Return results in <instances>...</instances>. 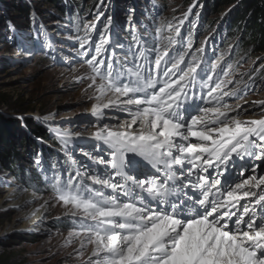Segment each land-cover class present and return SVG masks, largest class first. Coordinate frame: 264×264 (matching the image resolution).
<instances>
[{
	"label": "snow or ice",
	"instance_id": "snow-or-ice-1",
	"mask_svg": "<svg viewBox=\"0 0 264 264\" xmlns=\"http://www.w3.org/2000/svg\"><path fill=\"white\" fill-rule=\"evenodd\" d=\"M112 26L107 17L98 42L95 24L77 39L82 56L93 53L85 61L93 115L114 108L129 119L93 133L102 144L90 159L103 168L54 176L52 198L80 217L65 246L77 241L83 264H264V117L241 119L248 109L225 99L243 81L226 91L224 54L209 63L207 41L193 51L173 23L157 28L151 49L137 39L139 62L128 67L114 59L124 45Z\"/></svg>",
	"mask_w": 264,
	"mask_h": 264
},
{
	"label": "rangeland",
	"instance_id": "rangeland-1",
	"mask_svg": "<svg viewBox=\"0 0 264 264\" xmlns=\"http://www.w3.org/2000/svg\"><path fill=\"white\" fill-rule=\"evenodd\" d=\"M72 1H78L82 4L87 1L86 3L89 2L88 5L91 6L92 10H94L95 5H99L97 6L98 9L91 12L78 27L80 33L84 35L85 27L95 24L96 31L91 33V37L97 42L98 33L103 30L106 18L112 16L115 6L106 5V0H95V5L91 3L93 0ZM157 1L163 2L165 11L163 14L162 11L156 10L155 17H159L161 21L169 19L163 25L173 23L179 26V20L185 19L189 9L196 7L194 10L199 11L201 8V3L197 2L187 7L183 0H149L148 9L153 11L152 8ZM135 3V10L128 14L131 19L129 28L132 27L133 31L141 33L139 22H142L144 17L140 11L136 12V8L141 9L142 0H136ZM27 9L25 14L24 11ZM55 9L48 0H0V94L9 98L15 106L16 104L17 107L21 105L19 109L28 110L27 112L9 111L10 116L19 120L30 118L51 132L56 126L59 127L57 130L61 129L63 132H68V135L63 137L54 131L60 144L63 143V149L58 152L61 156L66 157V154H69L66 147L71 146L76 138H91L93 133L103 125L108 124L112 127L118 123L117 117L119 122H123L129 119V116L127 112L118 111L114 108L105 110V117L99 119L100 121L93 116L92 109L97 103L95 99L97 94L94 93V88L88 87L91 82L88 79L90 69L85 63L90 56L84 57L80 54L84 49H80L79 42L74 36V26L69 22L72 30L67 28L63 23L64 20L65 23L68 22L67 16L61 15ZM229 9L222 11L218 20ZM238 9L239 7L233 8V11L235 10L233 14L231 13L233 20ZM98 13L103 14L97 19ZM27 14H30V21L32 20L30 29L15 27L13 21L26 22L29 19ZM80 16V12L77 13V19ZM144 25L146 27L145 39L149 35L152 37L159 36L156 30L162 25L161 22L146 21ZM210 28L212 29L207 34L199 36L200 38L193 45V51L196 47L201 46L204 41H207L206 44H203L208 50V52L205 50L206 55L211 54L209 58L217 59L220 56L217 53V47L220 44L212 41L214 37L211 36V33L218 30V23H213ZM234 31H237L236 28L233 29ZM118 34V39L124 45L123 48L118 49L119 61H123L128 67H132L134 61L139 62L132 55L137 51V42L131 44L127 35ZM209 34L210 40L206 38ZM163 35H174V33H169L165 29ZM47 38L50 40L49 43ZM238 39L239 37L227 40L226 52H230L234 46L236 48ZM140 42L145 47L142 41ZM125 54H127L126 61ZM247 56L245 53H241L233 61L236 67L230 72V79L233 80L234 84L237 81L247 82L248 87H253V89L242 96L240 95V99L229 104L233 108L239 105L241 110L248 109L247 112H243V115L254 119L259 118L261 115H257L261 114L262 111L264 112V105H257L256 103L264 101V71H261L260 67L261 64H264V55L257 58ZM256 69H259V72ZM78 77H83V79L78 80ZM250 77L255 81V84L249 79ZM243 82L240 89L245 86ZM1 110L6 111L5 108ZM28 139L29 146L34 148L33 155L26 156L23 165L35 166L42 175H46L47 178L49 177L48 180L52 179L53 182L52 176L55 175H52L53 171L48 168V158L39 153V148L35 149V147L50 145L49 142L44 138L45 141L32 135L28 136ZM25 150L22 149L21 153L25 154ZM60 159L63 160L61 157ZM77 160L78 158L73 159L76 162ZM85 168L82 167L80 171H88ZM68 175L65 177L68 178ZM61 179L65 180L64 177ZM8 188L13 189L8 190ZM21 188H27V191H21ZM14 189L15 193L23 196L37 194L38 198L32 201V204H45L47 201L45 217L35 223L34 214L31 212L24 218L22 216L23 209L19 205L13 204L8 197V194L14 192ZM52 192L53 190L46 193L45 190L39 192L30 188L26 182L18 180L9 171H5L0 164V254H8L9 264H83V260L76 258L75 249L79 248V243L74 241L71 246H65L64 243L69 231L79 230L80 225L77 228L71 226L68 228L58 223L59 219L64 218L69 223L72 221L79 223L80 217L67 214L66 209L52 198ZM23 223L26 224L23 225ZM90 251L91 248L89 247L88 253L84 257L85 260Z\"/></svg>",
	"mask_w": 264,
	"mask_h": 264
},
{
	"label": "trees",
	"instance_id": "trees-1",
	"mask_svg": "<svg viewBox=\"0 0 264 264\" xmlns=\"http://www.w3.org/2000/svg\"><path fill=\"white\" fill-rule=\"evenodd\" d=\"M48 1H50L53 8H56V11L65 17L79 12L85 17H88L92 11L91 6L88 5L89 2L86 3L87 1L83 4L72 0H69V2L66 0ZM94 1L95 0L91 1V3H94ZM135 1L136 0H108V4L111 2L112 4H116L117 22L121 29L129 28L131 19L128 17V14L132 10H135ZM183 1L184 5L188 6L195 0ZM148 2L149 0H142V3L140 4L141 9L139 10L136 8V12L140 11L141 15L144 17L143 19L149 18L150 20L157 22L155 11L159 10L164 14L165 5L162 1H157L155 7L152 8L153 11H151L148 9ZM201 3H203L201 12L202 23L205 26L216 23L220 17L219 14L225 9L230 8L225 16L231 24L228 38L236 39L239 37L236 48L234 46L235 51L233 54V60H235L241 53H245L249 58H257L264 55V0H201ZM97 6L98 5L94 6V10ZM237 7H239V9L233 20L232 14L235 11H233V8L237 9ZM27 11L28 9L24 11L25 14ZM27 16L29 19L26 22L20 23L14 20V26L19 29H30L32 20L30 21V14H27ZM168 20L169 19H163L164 22ZM234 28H236V32H233ZM239 28H241L240 30L242 31H240ZM20 106L21 105L17 107V104L15 106L9 98L0 94V164L5 171H9L18 180L20 179L23 182H26L30 188L39 192L40 190H45V193L50 192L49 181H46V177L42 175L41 171H39L38 168H35V166L27 167L23 165L25 157L33 155L32 151L34 148H32L31 145L29 146L28 136L32 135L38 138H44L49 142L51 146L43 145L35 147V149L39 148V153L48 158V168L52 169L55 173L61 172L59 169L61 165L56 163L57 160L55 159L58 154L55 148H60L61 144L56 137L48 132V130L39 123L34 122L32 119L25 118L19 120L10 116L9 111H28L27 109H19ZM4 108L6 111L1 110ZM22 149H26L25 154L21 153ZM58 223L63 227H77L76 222L72 221L69 223L66 218L59 219ZM9 263L10 258H8V254H0V264Z\"/></svg>",
	"mask_w": 264,
	"mask_h": 264
},
{
	"label": "bare ground",
	"instance_id": "bare-ground-1",
	"mask_svg": "<svg viewBox=\"0 0 264 264\" xmlns=\"http://www.w3.org/2000/svg\"><path fill=\"white\" fill-rule=\"evenodd\" d=\"M229 22V21H228ZM105 110L107 109H104V113H105ZM93 114V112H92ZM95 118H97L95 115H93ZM263 116H259V118H261ZM259 118H254V119H259ZM241 119H246V120H249L250 117L249 116H245V115H242L241 116ZM99 120V119H97ZM100 121V120H99ZM111 127V126H109ZM54 131L57 133V128L59 127H54ZM59 132L61 134L63 133H67L68 132H63V130H59ZM70 132V131H69ZM75 133V132H74ZM56 136V134H55ZM65 137V136H63ZM66 139V138H65ZM96 140L94 138V136H92L91 138H86L83 142H87V140ZM44 141V139H42ZM97 141V140H96ZM60 143V142H59ZM62 143V142H61ZM63 145V143L61 144V146ZM97 145V144H96ZM95 145V146H96ZM104 166L103 165H97L94 167V169H96L97 171L101 168H103ZM84 168H85V165H84ZM258 170L260 171V169L258 168ZM99 187V186H98ZM13 188H8V190H12ZM16 194V195H15ZM53 194V193H52ZM9 196V199L11 200V202L13 204H16V205H19V207H21V209H23L22 211V216L24 218H26V216H28L29 213H34V222L37 223L38 221H40L41 219H43V217H45V212L47 210V207L44 203H38V204H32V201H34L36 198H38V195L35 194L33 196V194L31 195H27V196H23L21 194H18V193H15V192H11L8 194ZM35 203V202H34ZM42 205H45L44 207H42ZM26 223H23V225H25Z\"/></svg>",
	"mask_w": 264,
	"mask_h": 264
}]
</instances>
